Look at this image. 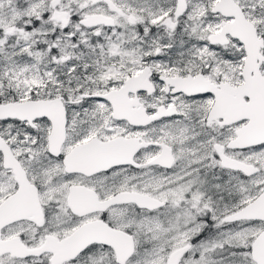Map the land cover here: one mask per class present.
Instances as JSON below:
<instances>
[{
    "label": "snow or ice",
    "instance_id": "1",
    "mask_svg": "<svg viewBox=\"0 0 264 264\" xmlns=\"http://www.w3.org/2000/svg\"><path fill=\"white\" fill-rule=\"evenodd\" d=\"M0 264H264V0H0Z\"/></svg>",
    "mask_w": 264,
    "mask_h": 264
}]
</instances>
